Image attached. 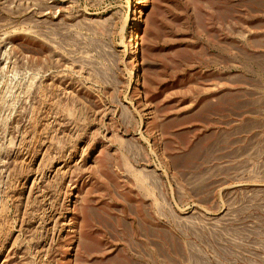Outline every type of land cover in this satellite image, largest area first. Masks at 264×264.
I'll return each mask as SVG.
<instances>
[{"label": "rangeland", "instance_id": "obj_1", "mask_svg": "<svg viewBox=\"0 0 264 264\" xmlns=\"http://www.w3.org/2000/svg\"><path fill=\"white\" fill-rule=\"evenodd\" d=\"M0 264H264V0H0Z\"/></svg>", "mask_w": 264, "mask_h": 264}, {"label": "bare ground", "instance_id": "obj_2", "mask_svg": "<svg viewBox=\"0 0 264 264\" xmlns=\"http://www.w3.org/2000/svg\"><path fill=\"white\" fill-rule=\"evenodd\" d=\"M135 13V12H134ZM139 23V22H138ZM138 28V27H137ZM140 28H138V31L133 34L135 37L132 39L133 45L131 46V52H135L136 54L139 53V45H138V40H139V36H140ZM133 54V53H132Z\"/></svg>", "mask_w": 264, "mask_h": 264}]
</instances>
